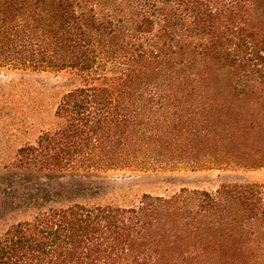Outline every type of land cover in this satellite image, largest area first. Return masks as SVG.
<instances>
[{
    "label": "trees",
    "instance_id": "1",
    "mask_svg": "<svg viewBox=\"0 0 264 264\" xmlns=\"http://www.w3.org/2000/svg\"><path fill=\"white\" fill-rule=\"evenodd\" d=\"M5 65L84 82L0 159V264H264V182L96 200L100 171L264 167V0H0Z\"/></svg>",
    "mask_w": 264,
    "mask_h": 264
},
{
    "label": "rangeland",
    "instance_id": "2",
    "mask_svg": "<svg viewBox=\"0 0 264 264\" xmlns=\"http://www.w3.org/2000/svg\"><path fill=\"white\" fill-rule=\"evenodd\" d=\"M83 82L80 74L71 69L54 71L1 66L0 159L13 158L19 146L34 144L39 135L52 130L56 126L54 111L61 96ZM97 175L104 193L96 200L128 206L136 204L143 193L170 195L181 187L214 191L225 183L264 182V167L181 165L148 170H107ZM22 217L14 215L10 222Z\"/></svg>",
    "mask_w": 264,
    "mask_h": 264
}]
</instances>
